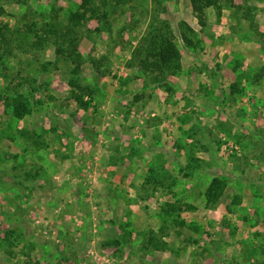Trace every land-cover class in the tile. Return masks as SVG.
I'll list each match as a JSON object with an SVG mask.
<instances>
[{"label":"rangeland","instance_id":"obj_1","mask_svg":"<svg viewBox=\"0 0 264 264\" xmlns=\"http://www.w3.org/2000/svg\"><path fill=\"white\" fill-rule=\"evenodd\" d=\"M10 1L0 0L12 39L0 94L20 89L33 110L16 120L0 97V264H25L17 250L26 241L4 240L24 224L43 264H264V0H218L204 27L189 0H148V10L110 0L107 24L77 27V79L94 90L87 109L71 96L81 92L69 84L77 62L57 45L29 47L24 32L48 16L65 21L80 0ZM153 12L181 53L165 79L133 54ZM181 21L194 30L190 46ZM163 164L166 177L148 182V167ZM213 177L226 187L207 208ZM177 200L183 225L162 211ZM117 232L127 245L102 246ZM149 235L164 245L142 248Z\"/></svg>","mask_w":264,"mask_h":264},{"label":"trees","instance_id":"obj_2","mask_svg":"<svg viewBox=\"0 0 264 264\" xmlns=\"http://www.w3.org/2000/svg\"><path fill=\"white\" fill-rule=\"evenodd\" d=\"M12 1V2H11ZM10 3L17 4L20 0H11ZM24 3L28 2V0H22ZM130 0H121L124 4L129 2ZM155 1L157 5H160V0H151ZM218 0H189L191 10L194 16L197 18L198 23L201 27L205 26L206 20V9L212 6H218ZM144 2L143 5L147 7L148 10V0H141ZM112 5L110 0H80L79 2H70L67 11L68 14L66 16V20L62 21L58 18H52L50 16L47 17L43 26H37L36 21H32L29 24H26V34L31 38L34 37V40L29 43V47L40 49L44 46V43L57 45L56 54H61L62 57L68 58L75 63L79 60V53L76 50L77 42L79 39V32L77 27L85 24L87 21L96 19L98 22H104L107 24V15L109 13L108 6ZM26 16V15H24ZM6 28V25H5ZM180 30L179 35L181 39L185 42L186 45H192V40L190 37V33L192 34L194 30L184 21H181L178 25ZM4 30L0 26V58L3 56L4 52L11 51L7 50V45L11 43V38L5 37ZM19 30V29H18ZM9 32H11L8 29ZM17 34L16 31H14ZM133 54L136 58V63L139 68L144 70L145 72H149L150 74H157L155 77L166 78L167 71L177 72L180 65L181 53L180 49L175 41V33L170 24V22L166 20H162L158 18V13H152L151 19L148 21V25L145 33L140 39L139 44L135 47ZM80 65L77 62L76 67L73 70L75 77L69 81V84L72 87H76L77 89L81 88V92L71 91V96L73 100L83 109H87L92 106V95L94 90L90 87L83 86L79 80L77 79V71L79 70ZM144 73V74H149ZM24 82H27L23 77ZM137 79V76H134L133 79ZM124 81V80H120ZM123 84L122 82H120ZM19 86H22L20 84ZM231 89H237L236 85H232ZM32 90H35L32 88ZM17 93H5L0 94V97L5 96L6 107L10 108L11 117L16 120H20L25 116L29 115L33 106L31 104L30 98L23 94L20 89L16 91ZM85 96H90V99H85ZM141 95H136L135 98H140ZM41 102V101H40ZM156 165V164H155ZM152 165V166H155ZM148 175L146 180L148 182L152 181L154 183H159L161 180L157 178V176L164 175L166 177L167 170L164 168V164L156 167H148ZM226 187V183L220 179L219 177H213L206 188L205 191V207L214 208L216 207V203L223 195V191ZM179 204V200L169 203L165 208L162 209L164 215L167 217V221L170 219L173 223L177 225H183V220L181 219V215L178 212L181 210ZM187 209H190L192 206L189 204H185ZM193 208V207H192ZM113 222H115L112 219ZM21 227V229H19ZM164 227H159L160 230H164ZM13 227L6 230L4 240L10 242L15 238L17 240V247L22 242L23 243L20 250H17V253H21L26 257L24 261L25 264H43L41 263L40 256L36 251H33V242L29 241L26 237L30 238L31 230H29L28 225L24 224L22 226L17 225V232ZM115 231V230H114ZM17 233V234H16ZM111 237L106 241L102 242V246L110 247V246H119V245H127L128 243L125 241L123 236L117 232L116 234H111ZM156 237L149 235L146 241V247L142 246L144 249H149L150 245L155 249H159L164 245V241H157ZM141 249V248H140ZM14 254L12 251H8L7 255L12 257ZM35 254V255H34ZM48 263V262H46ZM227 264H237L233 261H229Z\"/></svg>","mask_w":264,"mask_h":264}]
</instances>
